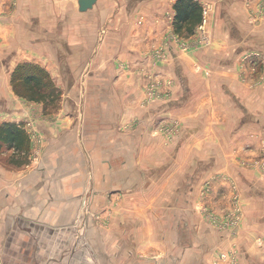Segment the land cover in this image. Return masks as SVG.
Masks as SVG:
<instances>
[{"label": "crops", "instance_id": "0c3cea01", "mask_svg": "<svg viewBox=\"0 0 264 264\" xmlns=\"http://www.w3.org/2000/svg\"><path fill=\"white\" fill-rule=\"evenodd\" d=\"M77 1L0 0V124L44 139L36 149L27 135L21 166L0 145V264H211L230 243L236 264H264V14L218 0L209 44L193 37L198 25L179 35L196 46L170 45L153 70L172 85L127 131L141 82L126 71L150 65L174 32L177 0H110L84 12ZM21 63L60 88L61 122L13 94ZM154 117L181 122L172 145L149 137ZM201 206L234 211L235 232L211 225Z\"/></svg>", "mask_w": 264, "mask_h": 264}, {"label": "rangeland", "instance_id": "374dc122", "mask_svg": "<svg viewBox=\"0 0 264 264\" xmlns=\"http://www.w3.org/2000/svg\"><path fill=\"white\" fill-rule=\"evenodd\" d=\"M110 0H98V2L96 3V7H102V5H104V3H107ZM127 1V0H126ZM125 0H119L118 2L126 5L127 2ZM218 0H200L201 3V9L204 7H207L208 5H210V7H212V10L210 9V13L209 16L207 17V23L205 26L206 29V35L208 37H211V21H212V17L213 20H215L216 17V13L218 11ZM126 2V3H125ZM245 5L246 7H257L258 12L260 14H264V0H246L245 1ZM114 7H117V3H115ZM251 17V15H250ZM258 18V16H257ZM141 21V19H139ZM140 21H138L139 24ZM198 39V36H202L201 31L199 30L198 26L196 27L195 30V34L193 37H196ZM199 42V41H198ZM170 45H172L173 47H175L179 52H187L192 46H196V45H191L190 43L185 42L179 35L175 34L174 32H168L165 35V38H163L161 44L158 47H155L152 52L150 53V65L148 66H142V64L139 65H133L131 67V69H128L126 72L130 73L131 75L137 76V78L140 80V90H139V98L136 102L137 105V111L138 114H136L137 116H135L136 118L134 119H130L128 122H126L123 125L124 130H132L133 128L136 129L137 128V124L139 125V118L138 115L140 114V112L147 108L148 105L150 103H152L154 100L158 99L159 96H163V92H160L161 87H163L164 85L166 86L167 89H169V87L172 85V81L168 80V78H163L160 77L158 75V71L156 69L153 70V68L159 64H162L165 62L167 56H168V50ZM149 67L151 69H149ZM11 84V83H10ZM54 84L56 85V83L54 82ZM57 86V85H56ZM58 87V86H57ZM60 89V88H59ZM164 91V88H163ZM169 91V90H168ZM168 91H166V93H168ZM170 92V91H169ZM13 94H15L13 92ZM16 95V94H15ZM17 96V95H16ZM61 96H62V92H61ZM18 97V96H17ZM19 98V97H18ZM62 98V97H61ZM20 99V98H19ZM22 100V99H21ZM61 101V99H60ZM60 109V102L58 105L57 109H54L50 112H44L43 115H40V119H43L44 121H54L56 118L57 120L59 119L61 122V118L63 117L61 115V112L59 111ZM55 120V121H57ZM168 121L171 124H168V122H166L167 124H165L162 127L158 128V123L160 121ZM168 126V129H163L165 126ZM181 122L177 119V118H160L158 119V117H154V119H152L151 124H150V128L148 129L149 131V137L150 138H159L162 140L163 144L165 145H172L173 142L175 141V138L179 135L180 131H181ZM26 127H31L30 124H27ZM161 130V131H160ZM164 131H167V133L165 134ZM27 135H29L30 141H33V144L37 147L36 149H38V145L42 144L44 139L41 135H39L36 131L30 129L27 133ZM201 208V214L205 217V213H204V206L199 207ZM103 212V211H102ZM87 214L92 216V218L94 219L95 222H98L99 224H101V227H106V219L102 218L104 217L103 214L98 212H93L91 210L87 211ZM218 216V215H217ZM219 220H216L218 223H221V215L218 218ZM209 222V221H208ZM218 253L219 251H215L214 256L212 257V261L211 264H215L218 263ZM216 261V262H215Z\"/></svg>", "mask_w": 264, "mask_h": 264}, {"label": "trees", "instance_id": "16d2710c", "mask_svg": "<svg viewBox=\"0 0 264 264\" xmlns=\"http://www.w3.org/2000/svg\"><path fill=\"white\" fill-rule=\"evenodd\" d=\"M175 11L174 32L182 36H190L201 23V5L196 0H177ZM10 83L13 92L20 98L41 103L44 112L58 108L61 99V90L54 84L48 73L41 67L21 63L12 72ZM0 145L13 150L10 162L21 166L28 162L29 138L22 127L11 122L0 124Z\"/></svg>", "mask_w": 264, "mask_h": 264}, {"label": "built area", "instance_id": "2783aa9c", "mask_svg": "<svg viewBox=\"0 0 264 264\" xmlns=\"http://www.w3.org/2000/svg\"><path fill=\"white\" fill-rule=\"evenodd\" d=\"M210 9L212 10V7L208 5L207 7H204L201 9L202 13V18H201V23L198 25L199 30L202 33V36H199V41L205 45L209 44V38L206 35V23H207V17L209 16V13L211 12ZM166 122L168 121H160L158 123V128L164 126L167 124ZM168 124H171L168 122ZM169 127L166 125L163 129H168ZM161 131V130H160ZM165 134L167 131H164ZM206 219L209 221L211 225L216 227L217 229H228L231 231V234L235 232V228L237 225V215L234 211H230L229 213H225L221 217V223H218L216 220H219V216L217 215H212L209 213L205 212ZM232 242V241H231ZM236 245L234 243H230L229 247H226L225 250H220L218 253V263L215 264H236V255H237V249ZM216 262V261H215Z\"/></svg>", "mask_w": 264, "mask_h": 264}, {"label": "water", "instance_id": "95a60500", "mask_svg": "<svg viewBox=\"0 0 264 264\" xmlns=\"http://www.w3.org/2000/svg\"><path fill=\"white\" fill-rule=\"evenodd\" d=\"M98 0H78V9L79 11H87L91 9L97 2Z\"/></svg>", "mask_w": 264, "mask_h": 264}]
</instances>
